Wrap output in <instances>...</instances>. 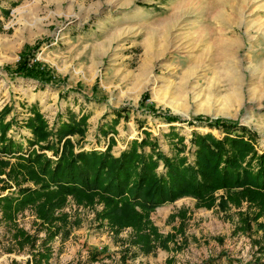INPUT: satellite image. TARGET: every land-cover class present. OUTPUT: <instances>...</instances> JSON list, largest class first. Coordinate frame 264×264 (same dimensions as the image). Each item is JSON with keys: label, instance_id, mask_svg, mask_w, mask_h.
Listing matches in <instances>:
<instances>
[{"label": "rangeland", "instance_id": "1", "mask_svg": "<svg viewBox=\"0 0 264 264\" xmlns=\"http://www.w3.org/2000/svg\"><path fill=\"white\" fill-rule=\"evenodd\" d=\"M15 1L9 8V0H0V110L7 104L13 107V114L6 117L16 118L8 136L25 147L32 137L24 124L31 110L29 101L20 97L45 91L40 111L50 128L61 112L66 120L69 112L79 111L76 114L81 116L85 109L86 137L80 142V136L72 137L81 149L105 150L113 138V153L119 155L149 131L172 156L177 143L173 133L184 135L187 144L194 131L221 136L219 130L197 122H169L164 116L168 113L188 120L199 114L238 120L257 133V146L264 150V0ZM72 30L84 37L98 31L95 40L107 37L115 46L95 49L93 42L86 47L83 37L68 40ZM122 31L129 33L116 38ZM22 53L29 65L39 61L50 70L51 82L17 74ZM145 93L149 104L143 106ZM124 107L128 110L116 124L115 109ZM47 153L55 159L51 151ZM187 155L193 159L191 150ZM222 194L224 190L216 192L212 207L197 205L193 197L158 207L151 214L153 223L164 237H175L167 248L155 243L151 252L133 243L132 227L116 233L107 220H98L103 203L79 205L69 196L56 214L68 213L77 224H70L68 236L62 235L65 228L49 242L36 210L27 207L16 216L19 228L0 225V264H226L228 259L256 264V258L264 260V229L258 226L264 223V213L253 220L257 208L246 200L239 207L229 203L224 210L219 204ZM245 215L250 226L243 220ZM17 229L30 234V240L19 243L14 238ZM46 245L51 253L48 263L39 258Z\"/></svg>", "mask_w": 264, "mask_h": 264}, {"label": "trees", "instance_id": "2", "mask_svg": "<svg viewBox=\"0 0 264 264\" xmlns=\"http://www.w3.org/2000/svg\"><path fill=\"white\" fill-rule=\"evenodd\" d=\"M15 72L45 84L53 79L50 70L42 67L39 61L29 65L24 53ZM148 98L145 93L140 104H149ZM147 106L152 108V105ZM12 109L7 104L0 110V225L19 228L15 222L17 214L33 207L41 220L40 225L48 232L47 242L65 228L62 235L68 236L70 224H77V221L71 222L68 213L57 215L56 211L63 208L71 196L79 205L103 203L104 208L97 212L98 220H107L116 233L132 227L135 230L133 243L151 252L155 243L167 248L175 237L171 234L164 237L159 232L151 219L152 212L180 198L193 197L197 205L212 207L217 200L216 192L224 190L219 202L222 209H227L229 203L239 207L246 200L257 208L253 220L257 221L264 213V150L257 146V133L238 120L201 114L188 120L165 113L169 122H197L219 130L221 136L194 131L187 144L184 135L173 133L177 140L176 152L170 156L151 132L146 131L141 140L134 139L128 148L116 155L113 138L105 150L81 149L74 141L73 136H80L79 142L86 137L87 114L78 116L69 112V118L63 120L60 113L54 128H50L37 105L29 108L31 114L24 121L32 133L29 146L25 147L8 136L15 119L7 120L6 117ZM115 110L119 113L117 124L122 112L128 109ZM189 150L192 160L187 155ZM47 151H51L55 159ZM7 190L9 192L4 194ZM243 220L250 226L247 215ZM258 226L264 229L263 222ZM14 238L19 243L28 242L31 235L17 229ZM50 256L46 245L39 258L48 263ZM255 263L264 264V260L256 258ZM226 264L244 262L228 259Z\"/></svg>", "mask_w": 264, "mask_h": 264}, {"label": "crops", "instance_id": "3", "mask_svg": "<svg viewBox=\"0 0 264 264\" xmlns=\"http://www.w3.org/2000/svg\"><path fill=\"white\" fill-rule=\"evenodd\" d=\"M11 3H12V6L13 5H16V1L15 0H9V5H10V7L9 8H11ZM7 4H8V2H7ZM2 18V14L0 15V19ZM129 33V31H122L121 33H117L116 34V38H119V39H122L123 38V35H125V34H128ZM71 34H73V35H71ZM71 34H69V36H70V38L68 39V40H74V42L77 40V39H81V37H83V38H85V39H83L84 41H86L87 42V44L85 45L86 47L87 46H91V43H93V42H95V43H93V45H94V48L96 49V47H97V49H99V48H101L102 46H105L106 44L107 45H110V47L111 48H113L114 46H115V43H114V40H112V39H109V38H107V37H102L101 39H97V40H95L94 39V37L96 38V36H97V38L99 37V34H101V33H98V31H95V30H93L92 32H90L89 33V35H87V37H84L83 35H80L79 33H74V30H72V32H71ZM67 40V41H68ZM92 40H94V41H92ZM66 41V42H67ZM92 45V46H93ZM96 45V46H95ZM109 47V48H110ZM110 48V49H111ZM38 82V81H37ZM39 84H40V82H38ZM35 86H37V84H35ZM32 87V86H31ZM25 94V96H23V97H20L21 99H23V98H26L25 100L26 101H29V105H27V104H25V105H27V106H29V108L31 107V106H33V105H37L38 107H39V109L41 110V111H43L44 110V108L42 107V105H43V100H45L46 99V96H47V93L45 92V91H37V92H26V93H24ZM79 101H81V99H78ZM55 102H56V100H54V102H51V106L53 105V104H55ZM59 102H60V100H59ZM47 104V106H48V103H46ZM80 104V103H79ZM56 106H57V104H56ZM69 108H71L72 109V106H70ZM73 110H75V109H73ZM14 111V110H13ZM13 111L11 112L12 114H13ZM69 112V111H68ZM84 112H85V109H83V114H84ZM61 113H64V112H61ZM76 113H80L79 111H77ZM65 115V116H64ZM63 115V117L64 118H66L67 116H68V114H67V116H66V114H64ZM13 116V115H12ZM12 116H10V118H12ZM16 119V118H15ZM169 204V203H168ZM167 204H165L164 206H166ZM164 206H161V207H159V208H163Z\"/></svg>", "mask_w": 264, "mask_h": 264}]
</instances>
